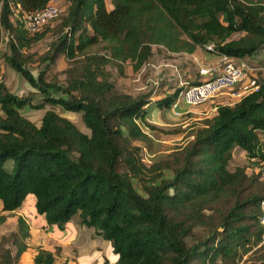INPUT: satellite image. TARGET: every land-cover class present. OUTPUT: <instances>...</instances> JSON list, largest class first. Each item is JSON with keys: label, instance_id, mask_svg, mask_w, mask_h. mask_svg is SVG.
Here are the masks:
<instances>
[{"label": "trees", "instance_id": "1", "mask_svg": "<svg viewBox=\"0 0 264 264\" xmlns=\"http://www.w3.org/2000/svg\"><path fill=\"white\" fill-rule=\"evenodd\" d=\"M10 1L0 0L4 60L35 91L18 95L0 79V224L22 213L18 228L1 236L0 264H18L28 251L33 216L43 229H67L71 221L94 229L110 244L105 264H240L256 247L264 251V75L257 90L218 104L190 139L150 163L143 146L152 151V113L173 106L185 87L148 99L112 81L127 65L140 71L155 48L255 56L264 48V0H67L37 58L30 48L58 18L29 33ZM12 1L32 12L50 0ZM59 55L69 65L65 83L46 76ZM33 61L43 65L38 75ZM47 104L82 113L89 132L54 108L39 124L21 112ZM237 147L258 172L230 168ZM31 196L35 210L26 217ZM57 250L35 247L32 264H58Z\"/></svg>", "mask_w": 264, "mask_h": 264}, {"label": "rangeland", "instance_id": "2", "mask_svg": "<svg viewBox=\"0 0 264 264\" xmlns=\"http://www.w3.org/2000/svg\"><path fill=\"white\" fill-rule=\"evenodd\" d=\"M58 3L64 12L68 4L67 0H58ZM58 20L59 18L47 24L39 31L45 32L46 36L41 41L36 42L30 48L29 51L31 53H34L35 58L43 54L48 48L49 44L51 43L54 37L50 29L54 25H56ZM4 34H6L5 31H3L0 35V79H6L10 89L14 93L18 95H27L35 90L19 73L15 72V70H13L4 60L3 53L7 50V44L5 40L6 35ZM177 57L178 56H174L170 53L162 52L156 49L155 55L149 60L147 64H145V66L140 71L134 72L132 70L131 65H127L125 75L123 76H121L117 72V70H114V76L112 77V81L115 83L116 87L119 90L124 92L132 93L135 95L147 94L148 99H159L166 97L167 95L173 93L180 87H184L185 85H190L195 82L194 80L191 81V76H188L189 73L192 74L194 70H188L187 67H184L182 70L180 69L181 67L175 65L174 58ZM170 63L173 65H171ZM183 64L189 65L188 62H183ZM248 64L250 66L247 71L249 77H259L261 75H264V48H262L260 52L257 53L254 57L250 58ZM29 66L33 71L34 75H38L39 69L43 67V65L39 64L37 61L30 62ZM68 66L69 65L66 57L64 55H59L56 59V62L50 64L46 74L47 79L58 80L61 83H65V69ZM35 99L37 102H40L41 96L37 95ZM213 99H215V97ZM213 99H211L205 105H200L191 109L188 108L190 110L186 114H178L176 109L173 108V106L154 110L150 119V122L156 127V129L152 130L151 133L153 137L152 151L149 150L148 147L143 146V158L146 163H150L151 159L156 154L162 155L174 151L176 147L190 139L191 136L188 137L187 135L191 131L192 126L195 125L196 122L201 121L204 117H207L205 114V107H209V109L211 110V108L215 105V103L212 101ZM223 102H226V100ZM227 102H232V100H227ZM48 108L56 109L61 115L74 121L81 130L89 132V130L85 127L82 118V113L67 111L60 106H52L47 104L43 109H33L30 107H25L21 110V112L29 119L39 124L43 114ZM177 110L179 109L177 108ZM192 110L198 111L195 112L198 113L196 114L198 115L197 117H203L199 119L193 118L192 116L195 113ZM138 144L143 145L142 142H138ZM250 162L251 161L248 160L245 153L241 149H235L233 157L230 161V168L233 169L238 165H246L248 166L247 172L249 174H251L252 172H258L259 168L254 167ZM135 185L141 191L138 183H135ZM25 209L26 212H33L35 210V205L32 200V196L31 198H28ZM1 213L2 203L0 201V214ZM18 216V212L9 214L7 220L4 223L0 224V239L2 235H9L11 232L15 231L18 228ZM38 220L34 219L33 222L36 223V221ZM74 220H76V218ZM51 227H55L57 229L56 225H52ZM57 230H59L62 234L67 232V229ZM47 237L48 236L44 233L41 234L40 240L42 242V245H51ZM38 238V236H34V239L31 240V243L35 244ZM76 248L78 249L74 251H67V255L69 256L68 259H65L60 253L58 264H61L64 260L69 261L70 264H75L74 261L79 264L78 260L80 259V257L77 259L70 258V256H72L75 251L76 255H79L80 247ZM34 251L35 245L30 246V249L27 251L26 254H24L18 264H32ZM57 251V247H55V252ZM254 251H251L248 254L244 255L240 264H264L263 260L258 258L260 255H264V251ZM82 253H84V251H82ZM107 258H113L112 252L107 253Z\"/></svg>", "mask_w": 264, "mask_h": 264}, {"label": "built area", "instance_id": "3", "mask_svg": "<svg viewBox=\"0 0 264 264\" xmlns=\"http://www.w3.org/2000/svg\"><path fill=\"white\" fill-rule=\"evenodd\" d=\"M10 8L14 18L29 33L40 30L44 25L58 18L63 13L58 0H50L43 9L32 12L23 9L19 2L11 0ZM208 47L211 48V46ZM249 67L246 60L222 55L219 63L200 69V73L205 76L203 80L184 86L185 88L173 104V108L179 114L181 113L177 110L179 106L193 108L205 105L220 94H226L232 98L233 102H236L259 87L257 77H249L247 73ZM262 209L264 210V202L262 203ZM261 221L264 223V216Z\"/></svg>", "mask_w": 264, "mask_h": 264}, {"label": "crops", "instance_id": "4", "mask_svg": "<svg viewBox=\"0 0 264 264\" xmlns=\"http://www.w3.org/2000/svg\"><path fill=\"white\" fill-rule=\"evenodd\" d=\"M156 49L157 48L154 49V55L156 53ZM160 51L166 52L163 49ZM167 53H169V52H167ZM170 54L174 55V56H178L177 58H174V62H175L176 66L181 67L180 69L183 70L184 67H187L188 70H194V72L191 71L192 74L189 73L188 76H191V81L194 80L195 82H199L205 78V76L200 73V69L202 67L217 64L221 60L220 55L211 53V52L206 51L205 49H202V48H198L194 53H190V54L189 53H184L181 55L172 54V53H170ZM252 57H254V56H245L243 58V60H246L249 62V59ZM187 60H189V61H187ZM183 62H188L189 65H184ZM171 65H173V64H171ZM6 83H7V81H6ZM7 85H8V83H7ZM225 100H226V102H223ZM227 100H231V97H229L228 95L222 94V95H218L217 97H215V99L212 100L215 103V105L211 108V110L209 109V107L204 106L206 109V112H205L206 116L214 115L216 113V109H217L218 104H223V103L224 104L225 103L231 104L233 102V100H232V102H227ZM190 109L182 106V108H180L179 111L183 114H186ZM193 112L195 113L198 111H193ZM196 114H198V113L193 114L192 117L195 119H199V118L203 117V116L197 117L198 115H196ZM236 149H240V148L237 147ZM25 210H24V216L27 217V215L33 214L32 212H30V213L28 212L26 215ZM18 214L22 215V213H20V212H18ZM34 219H36V220L39 219V221L42 222L41 221L42 219L40 217L35 218L33 216L31 218V220H30L31 237L27 240L28 244L30 246H33V245H35V247L42 246L43 248L48 249V250L53 251V252H55V247H61V255L65 259H68V257H69L67 255V251H70V250L74 251V250L78 249L76 247H80L79 255H76V251H75L74 254L72 256H70V258H76L77 259L80 257V259L78 260L79 264H105V259L107 258V253L111 252L110 244L107 240L102 238V236L98 235L94 229H91L89 227L78 224V223H76V221H71L67 225V232L62 234V233H60L59 230H57L58 228L56 229L55 227L47 226L46 229H43L39 226L35 227L34 222H33ZM42 233H44L45 235L48 236L47 239L50 241L51 245H49V244L48 245H42V242L40 240ZM34 236L39 237L37 242L36 243L34 242L35 244L31 243V240L34 239ZM65 236H69V237L64 238ZM29 249H30V247H29ZM82 251H84V253H82ZM26 253L27 252H25V254ZM34 255H35V251H34ZM34 255H33V257H34ZM64 255L67 257H65ZM83 261H85V262H83ZM68 263H69V261H68ZM74 263L76 264L77 262L74 261Z\"/></svg>", "mask_w": 264, "mask_h": 264}]
</instances>
